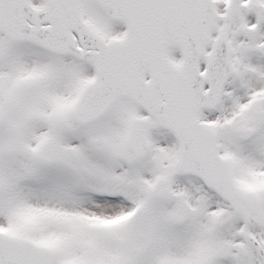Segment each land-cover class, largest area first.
<instances>
[{
    "label": "snow or ice",
    "instance_id": "snow-or-ice-1",
    "mask_svg": "<svg viewBox=\"0 0 264 264\" xmlns=\"http://www.w3.org/2000/svg\"><path fill=\"white\" fill-rule=\"evenodd\" d=\"M0 264H264V0H0Z\"/></svg>",
    "mask_w": 264,
    "mask_h": 264
}]
</instances>
